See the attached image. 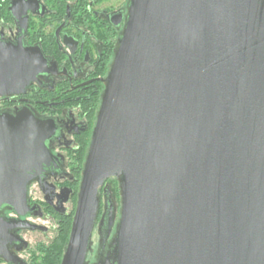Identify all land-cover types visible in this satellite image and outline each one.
Segmentation results:
<instances>
[{
  "label": "water",
  "instance_id": "water-1",
  "mask_svg": "<svg viewBox=\"0 0 264 264\" xmlns=\"http://www.w3.org/2000/svg\"><path fill=\"white\" fill-rule=\"evenodd\" d=\"M47 71L0 39V97ZM95 116L60 264H88L99 192L119 218L93 264H264V0H128ZM52 121L0 113V260L52 161ZM106 188V187H105ZM108 239L111 208L101 220ZM105 241L102 243H106Z\"/></svg>",
  "mask_w": 264,
  "mask_h": 264
},
{
  "label": "flooded vegetation",
  "instance_id": "flooded-vegetation-1",
  "mask_svg": "<svg viewBox=\"0 0 264 264\" xmlns=\"http://www.w3.org/2000/svg\"><path fill=\"white\" fill-rule=\"evenodd\" d=\"M127 1L0 0V39L40 51L47 62V71L22 93L0 97V113L27 109L55 125L47 143L51 164L28 187L33 211L23 218L3 212L8 219L28 226L16 232L21 244L8 248L24 264H47L48 253L58 254L62 240L66 238L64 245L68 241L82 165L103 90L101 81L124 25ZM99 198L88 264L102 261L108 253L120 208L115 180L106 181ZM107 208L115 218L108 239L102 234L101 221ZM104 239L106 243H102ZM0 264L6 263L0 260Z\"/></svg>",
  "mask_w": 264,
  "mask_h": 264
},
{
  "label": "trees",
  "instance_id": "trees-1",
  "mask_svg": "<svg viewBox=\"0 0 264 264\" xmlns=\"http://www.w3.org/2000/svg\"><path fill=\"white\" fill-rule=\"evenodd\" d=\"M65 241H66V238H64L62 240L60 247L57 249L58 254H56V252L48 253L47 260H46L47 264H58L59 263L60 256H61V254H63L62 248H63V246H64V248L66 246V244L64 245ZM64 248H63V251H64ZM45 257H46V255H45Z\"/></svg>",
  "mask_w": 264,
  "mask_h": 264
}]
</instances>
